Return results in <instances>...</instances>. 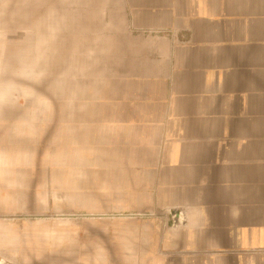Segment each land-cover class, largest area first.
Returning a JSON list of instances; mask_svg holds the SVG:
<instances>
[{
    "label": "crops",
    "instance_id": "0c3cea01",
    "mask_svg": "<svg viewBox=\"0 0 264 264\" xmlns=\"http://www.w3.org/2000/svg\"><path fill=\"white\" fill-rule=\"evenodd\" d=\"M90 13L53 103L20 107L53 170H29L15 208L53 209L55 239H86L81 264H264V0Z\"/></svg>",
    "mask_w": 264,
    "mask_h": 264
},
{
    "label": "rangeland",
    "instance_id": "374dc122",
    "mask_svg": "<svg viewBox=\"0 0 264 264\" xmlns=\"http://www.w3.org/2000/svg\"><path fill=\"white\" fill-rule=\"evenodd\" d=\"M95 2L0 0V107L16 109L15 114L2 115L14 116V123L0 121V264L87 262L77 259L87 255L86 239H55L53 209L29 213L28 209L15 208L28 200V194L22 192L28 171L53 170V162L43 158L53 145H41L38 137L23 136L24 129L37 132L38 122L24 128L17 119L40 116L23 114L20 107L53 103L56 88L62 86L60 77L70 75L72 22L80 25L88 13L92 15ZM51 179L37 178L47 186ZM8 180L14 188L5 189ZM52 202L53 193H47L44 203Z\"/></svg>",
    "mask_w": 264,
    "mask_h": 264
}]
</instances>
